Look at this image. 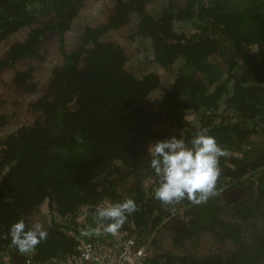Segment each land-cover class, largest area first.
I'll use <instances>...</instances> for the list:
<instances>
[{"label":"trees","instance_id":"trees-1","mask_svg":"<svg viewBox=\"0 0 264 264\" xmlns=\"http://www.w3.org/2000/svg\"><path fill=\"white\" fill-rule=\"evenodd\" d=\"M89 1L0 0V85L12 71L19 94L0 93V236L49 212L47 239L29 253L78 264L85 232L110 223L97 207L132 198L138 211L119 232L148 246L150 264H264V0H110L66 50ZM124 28L147 41L168 81L132 62L111 36ZM51 37L60 63L40 80ZM200 129L226 151L218 194L162 205L148 147L173 136L188 143ZM203 238L216 248L182 253ZM14 253L0 238V261L22 263Z\"/></svg>","mask_w":264,"mask_h":264},{"label":"clouds","instance_id":"clouds-1","mask_svg":"<svg viewBox=\"0 0 264 264\" xmlns=\"http://www.w3.org/2000/svg\"><path fill=\"white\" fill-rule=\"evenodd\" d=\"M207 132V129H200L188 143L173 136L148 147L150 167L159 177L155 198L162 205L178 204L185 199L199 205L218 194L217 181L221 175L219 158L226 155V151ZM76 139L82 142L79 135ZM136 211V202L127 198L118 203L104 202L97 207L96 214L101 220L110 221L104 226V231L115 236L123 227L127 216ZM47 236V230L40 222H34L28 227L20 219L0 238L10 239L11 245L19 252L29 253L34 252Z\"/></svg>","mask_w":264,"mask_h":264},{"label":"rangeland","instance_id":"rangeland-1","mask_svg":"<svg viewBox=\"0 0 264 264\" xmlns=\"http://www.w3.org/2000/svg\"><path fill=\"white\" fill-rule=\"evenodd\" d=\"M111 2L110 0H90L88 2V7L81 11L80 14L74 19L72 27L67 31V34L65 36V44L64 47L66 50L71 49L72 45L77 41L78 36L80 32L82 31L83 27L87 24H92L100 20L103 12L105 11V8L110 5ZM158 3H154L151 1L148 5V10L149 11H157L159 9V6L157 5ZM159 11V10H158ZM132 25H128V28ZM132 29H123L119 34H109L113 36V38L120 42L125 44V48L127 49L128 53L131 54L132 62H141L144 67H150L154 70L157 71L158 74H160L165 81H168L170 79V74L169 71L160 69L159 67L154 68L155 66L151 65V56L150 52L146 51L147 46V41H141L140 38L136 39H131L130 34L132 33ZM75 45V44H74ZM73 45V46H74ZM47 49V54L43 52V56L45 57L44 62L42 63L43 66H40L37 68V74H38V79L44 80L46 77L49 76L50 70L52 66H56L60 63L59 59H61V50L59 49V45L57 40H54V38H50L49 40L46 41V47ZM4 51L1 50L0 48V56L3 55ZM131 70L135 69L137 73H141L143 71L142 68L138 67H129ZM12 76V71H8L3 75V83L0 85V93L4 95H8L10 100H14V97L12 95H18V92L15 91V89L12 87V84L10 83V77ZM10 96H12L10 98ZM20 115L22 113L20 112ZM242 152V151H238ZM256 153L258 151H255ZM241 153H239L240 155ZM241 157V156H239ZM35 216L36 221L40 222L43 225H46L49 223L48 219L50 218L49 216L50 213L48 212L45 213L43 216ZM161 246L160 249L166 250V248L171 247V242H170V237H169V232L166 230H163L160 239H159ZM190 245L185 247L182 253L187 252V251H197V254H205L209 249H215L216 246L213 247V243L208 241L206 238L202 239V242L200 243L199 247H195L192 245V243H189ZM192 247V249H190Z\"/></svg>","mask_w":264,"mask_h":264},{"label":"built area","instance_id":"built-area-1","mask_svg":"<svg viewBox=\"0 0 264 264\" xmlns=\"http://www.w3.org/2000/svg\"><path fill=\"white\" fill-rule=\"evenodd\" d=\"M93 230L85 232L86 237L80 239L78 245V264H150L148 259L151 251L148 246L139 243L134 237H125L118 232L112 235L104 231L103 224L95 226ZM93 240V241H92ZM26 255L22 263L14 261H0L1 264H40L31 253ZM47 264H64L61 260Z\"/></svg>","mask_w":264,"mask_h":264},{"label":"water","instance_id":"water-1","mask_svg":"<svg viewBox=\"0 0 264 264\" xmlns=\"http://www.w3.org/2000/svg\"><path fill=\"white\" fill-rule=\"evenodd\" d=\"M13 258L19 262H22L24 261L26 255L24 253H14L13 255Z\"/></svg>","mask_w":264,"mask_h":264},{"label":"flooded vegetation","instance_id":"flooded-vegetation-1","mask_svg":"<svg viewBox=\"0 0 264 264\" xmlns=\"http://www.w3.org/2000/svg\"><path fill=\"white\" fill-rule=\"evenodd\" d=\"M52 38V37H51Z\"/></svg>","mask_w":264,"mask_h":264}]
</instances>
